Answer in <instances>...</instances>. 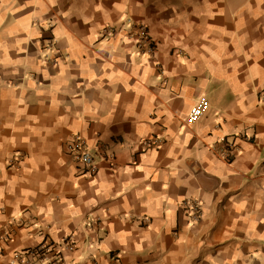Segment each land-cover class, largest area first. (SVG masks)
<instances>
[{"label": "crops", "instance_id": "obj_1", "mask_svg": "<svg viewBox=\"0 0 264 264\" xmlns=\"http://www.w3.org/2000/svg\"><path fill=\"white\" fill-rule=\"evenodd\" d=\"M263 94L264 0H0V264H264Z\"/></svg>", "mask_w": 264, "mask_h": 264}, {"label": "built area", "instance_id": "obj_2", "mask_svg": "<svg viewBox=\"0 0 264 264\" xmlns=\"http://www.w3.org/2000/svg\"><path fill=\"white\" fill-rule=\"evenodd\" d=\"M107 35L115 33L113 26L107 25ZM134 34L137 38V45L140 47L151 40V34L149 33L148 26L144 23H138L134 30L130 34ZM153 51L152 46L150 47ZM264 96V94H263ZM206 105V100L203 99L193 109L191 116L195 117L201 114L202 109ZM152 145H156L157 141L155 138L151 139ZM229 153L227 154V160L231 161L238 151V147L234 142H228ZM67 152L74 157L75 160L81 162L85 172L93 173L96 170V162L94 155L92 154L86 139L80 135H74L66 144ZM9 235L3 237L4 240H8ZM67 243V242H66ZM63 244L56 243L50 239L44 240L43 242L27 248L25 250L15 252L14 256L17 258L20 264H68L63 252Z\"/></svg>", "mask_w": 264, "mask_h": 264}]
</instances>
